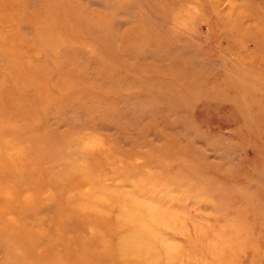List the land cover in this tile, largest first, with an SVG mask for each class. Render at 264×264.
<instances>
[{"label": "rangeland", "instance_id": "374dc122", "mask_svg": "<svg viewBox=\"0 0 264 264\" xmlns=\"http://www.w3.org/2000/svg\"><path fill=\"white\" fill-rule=\"evenodd\" d=\"M263 35L264 0H0V220L56 252L0 264H122L139 217L154 264H264Z\"/></svg>", "mask_w": 264, "mask_h": 264}, {"label": "bare ground", "instance_id": "6f19581e", "mask_svg": "<svg viewBox=\"0 0 264 264\" xmlns=\"http://www.w3.org/2000/svg\"><path fill=\"white\" fill-rule=\"evenodd\" d=\"M260 28V27H259ZM261 29L262 28H260V31H261ZM254 31V30H253ZM252 31V32H253ZM259 31V32H260ZM263 32V31H262ZM261 33V32H260ZM248 34V33H247ZM259 34V33H258ZM250 35V34H249ZM248 35V36H249ZM256 35V34H255ZM252 36V35H251ZM264 36V35H263ZM257 37V36H256ZM261 37V36H260ZM254 39V38H253ZM260 40V39H259ZM262 40V39H261ZM261 40L259 41L260 43H261ZM263 41H264V38H263ZM65 47V46H64ZM6 157V156H5ZM4 158V157H3ZM5 160H6V158H5ZM8 160V159H7ZM1 162V161H0ZM2 162H3V160H2ZM1 162V163H2ZM3 164V163H2ZM4 165V164H3ZM23 173V172H22ZM32 178V177H31ZM13 180V179H12ZM15 181V180H14ZM16 183V182H15ZM34 186V185H33ZM115 190V189H114ZM125 192H128V191H125ZM121 193V192H120ZM119 193V194H120ZM19 195V194H18ZM111 195V194H110ZM122 195V194H121ZM15 197H17V196H15ZM128 197H129V195H128ZM5 198V197H4ZM109 198V197H108ZM114 198V197H113ZM72 199V198H71ZM6 201H7V199H6ZM67 201V200H66ZM136 201V200H135ZM22 202V201H21ZM77 202V201H76ZM75 202V203H76ZM116 202H118V201H116ZM137 202V201H136ZM7 203H9V202H7ZM83 203V202H82ZM129 203V202H128ZM41 204V203H40ZM74 204V203H73ZM25 205L26 206H29V205H27V204H21L20 205V207H17V211H22L23 210V208H25ZM32 205V204H31ZM72 205V204H71ZM70 205V206H71ZM138 205V204H137ZM125 206V205H124ZM129 206V205H128ZM131 206V205H130ZM47 207V206H46ZM127 207V206H126ZM135 207V206H134ZM137 207V206H136ZM27 208V207H26ZM29 208V207H28ZM124 208V207H123ZM132 209V208H131ZM114 210V209H113ZM119 210V209H118ZM121 210V209H120ZM123 210V209H122ZM74 211V210H73ZM77 212L76 213H80L79 215H81V216H83V215H87L86 214V212L84 211V210H82V209H78L77 208V210H76ZM133 211V210H132ZM138 211V210H137ZM28 212H31V211H29L28 210ZM68 212H71V211H68ZM111 212V211H110ZM121 212V211H120ZM24 213V212H23ZM130 213H131V211H130ZM137 213V212H136ZM142 213V212H141ZM64 214L67 216V214H66V212H64ZM69 214V213H68ZM140 214V213H139ZM145 214V213H144ZM70 215V214H69ZM108 215H110L109 214V211L107 210V212H103L102 214H100V216L99 217H101L102 219H104V218H106ZM132 215V216H131ZM131 215H128V216H125V217H128L129 218V220L127 219V221H129V223L130 224H132V225H135V223H133L134 221H137V220H135V214H132L131 213ZM137 215V214H136ZM148 215V214H147ZM61 216V215H60ZM66 216L64 217L63 216V218L65 219L66 218ZM114 216V215H113ZM122 217V215L120 214L119 215V217ZM131 216V217H130ZM150 216V215H149ZM10 217V216H9ZM62 217V216H61ZM90 217H92V218H94V217H96V215L95 216H93V215H91ZM120 217V218H121ZM124 217V216H123ZM138 217V216H137ZM143 217V216H142ZM142 217H141V219H142ZM146 217V216H145ZM151 217V216H150ZM4 218V217H3ZM11 218V217H10ZM115 218V217H114ZM117 218V217H116ZM144 218V217H143ZM153 218H155V217H153ZM9 219V218H8ZM16 219H18V218H16ZM14 220V221H17V220ZM29 219H31L30 217H29ZM33 219V218H32ZM35 219V218H34ZM19 220V219H18ZM71 220V219H70ZM134 220V221H133ZM147 220V219H146ZM146 220H140V217H139V220H138V224H136V226L135 227H132V229L130 230L131 231V233H130V235H129V240H126V238H125V236H124V234L122 235V237L120 236L119 237V239H118V241H120L121 240V247L119 248V247H117L114 251H111V252H106V250H103L102 252H103V256H104V258H108V254L110 253L111 254V257L113 258V256L115 255L116 256V254H118L119 255V257H117L118 259H120V262L122 263V264H154L155 263V261H156V257L154 256V252H155V247H156V245L155 244H153V241H152V238H154L155 239V237H153V235H155L156 233H152V231H149V221H146ZM158 220V219H157ZM12 220H10V221H7V223L8 224H6V223H4L3 221H1L0 220V236H7V235H9V239L12 241V242H15L16 244L18 243V245L20 246L21 245V247H22V245L24 246V248H28V253L29 254H27V255H29V256H32V257H34V258H40V257H43V256H46V255H51L52 257H51V259L50 260H52L53 258H54V255L56 254V252L55 253H53V252H51V249L49 250V248L48 249H46V252H42L41 251V253L40 252H38V251H36V247L38 246V242L42 239V238H46L45 236H42V238L41 239H38V236H37V233L33 230V228H32V226H22V224H20L21 225V227H17V226H15V223L13 224L12 222H11ZM13 221V222H14ZM133 221V222H132ZM28 222V221H27ZM34 222H36V221H33L31 224H33L34 225ZM119 222V221H118ZM160 222V221H159ZM17 223V222H16ZM67 223V222H66ZM70 224H71V222H69ZM155 223V222H154ZM153 223V224H154ZM27 224H29V223H27ZM38 224H40L39 222H38ZM166 224V223H165ZM74 225V224H73ZM156 225V224H155ZM161 225V224H160ZM35 226H37V225H35ZM46 227H47V225H46ZM128 226H123V228L124 229H126ZM50 228V227H49ZM129 228V227H128ZM153 228V227H152ZM151 228V229H152ZM79 229V228H78ZM70 231V230H69ZM69 231H67V232H69ZM40 232V231H39ZM11 233V234H10ZM42 234V233H41ZM51 234V233H50ZM55 234V233H54ZM83 234V233H82ZM44 235V234H43ZM141 236V239H137V240H135V238L136 237H140ZM128 237V236H127ZM49 239V238H48ZM50 239H51V237H50ZM53 241H54V239H53ZM151 241V242H150ZM48 242H49V240H48ZM47 242V243H48ZM162 242V243H161ZM46 242H44V244H45ZM50 243V242H49ZM70 243V242H69ZM69 243H65V244H69ZM74 243V242H73ZM72 243V244H73ZM82 243V242H81ZM89 243V242H88ZM91 243V242H90ZM152 243V244H151ZM160 243L163 245V247L164 248H166L167 249V245H166V243H165V241L164 240H160ZM9 244V243H8ZM11 244V243H10ZM79 244V243H78ZM119 244V243H118ZM48 245V244H47ZM82 245H83V243H82ZM162 245H160V246H162ZM9 246V245H8ZM106 246V245H105ZM56 247V246H55ZM58 247V246H57ZM71 247V246H70ZM93 247V246H92ZM23 248V247H22ZM23 248V249H24ZM29 248H31V249H33V251L31 250H29ZM65 248V247H64ZM74 248V247H73ZM85 248L86 247H81V248H77V249H74V250H72V251H70V250H63L64 251V253H66V255L64 256V261H62V263L63 264H90L89 262L91 261V251L89 250V252L90 253H88L87 252V250H85ZM94 248V247H93ZM111 248V247H110ZM9 249V248H8ZM55 249V248H54ZM53 249V250H54ZM119 249V250H118ZM21 250V249H20ZM37 250H39V249H37ZM49 250V251H48ZM94 250V249H93ZM47 252H50V254H47ZM57 252H59V251H57ZM114 252V253H113ZM92 253H95L96 254V252H92ZM116 253V254H115ZM21 255H22V252H21ZM42 255V256H41ZM59 255H60V253H59ZM97 255H98V253H97ZM100 255V254H99ZM142 255H143V257H145L144 258V260H142L141 261V259H142ZM15 256H17V255H15ZM20 256V255H19ZM57 256V255H56ZM106 256V257H105ZM10 257V256H9ZM13 258H14V256H12ZM60 257V256H59ZM100 257V256H99ZM139 257H141V258H139ZM12 258V259H13ZM37 258V259H38ZM45 258V257H44ZM44 258H42V259H44ZM111 258V259H112ZM48 259V258H47ZM99 259H101L102 261L104 260V259H102V258H99ZM109 259V258H108ZM9 260V259H8ZM7 260V261H8ZM15 260H16V258H15ZM54 260V259H53ZM52 260V261H53ZM10 261H11V257H10ZM55 261V260H54ZM58 261V260H57ZM13 262V261H12ZM17 262V261H16ZM30 262V261H29ZM46 262H47V260H46ZM105 262V261H104ZM116 262V261H115ZM9 263H11V262H9ZM52 263V262H51ZM61 263V264H62ZM105 263H107V262H105ZM118 263V262H117ZM5 264V263H4ZM14 264V263H13ZM16 264H19V263H16ZM25 264V263H24ZM56 264V263H55ZM58 264V263H57ZM60 264V263H59ZM97 264H98V262H97ZM102 264H104L103 262H102ZM108 264H109V260H108ZM111 264H112V262H111Z\"/></svg>", "mask_w": 264, "mask_h": 264}]
</instances>
